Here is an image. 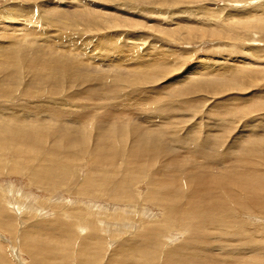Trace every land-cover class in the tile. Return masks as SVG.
Returning a JSON list of instances; mask_svg holds the SVG:
<instances>
[{
    "label": "rangeland",
    "instance_id": "1",
    "mask_svg": "<svg viewBox=\"0 0 264 264\" xmlns=\"http://www.w3.org/2000/svg\"><path fill=\"white\" fill-rule=\"evenodd\" d=\"M16 1L18 2L16 3ZM55 2L58 4V7L56 5V7H52V3ZM50 7H52L53 10ZM65 10V18L56 19L52 22H47V20H44V17L47 15L46 12L53 16L54 14L58 15V13L63 14ZM19 11L22 14L17 16L16 14L19 13ZM0 13V25L3 24V26L0 27L1 37L3 35L5 36L3 29L5 26L7 28H12V26L15 25L14 27H19L23 30L26 28H34V35L37 39L36 44V40L34 41V44H31L30 37L27 38V36H25L26 39L23 38L22 31H19L21 35L20 39H25H22L23 42L28 40L27 43H24V45L16 44L18 42L14 43L13 45L11 43L12 47H10L9 44L11 41L9 39L5 40V38L2 37L3 40H5L3 41L0 37L1 48L8 47L7 51L12 48L13 52L15 53L16 47H19L20 49H23L24 54L29 53L30 51L35 52L36 50L35 54H43L42 58H48L49 60L47 59L46 61H53L52 63L54 65L57 64V62V65L60 63L67 66L69 64L67 68H71L73 73L76 71H81V69L77 70V68H75L77 66L71 63L70 60H73L74 63L79 62L78 64L81 66L82 71L84 72L85 70L86 72L89 71L90 68L100 71L101 69L98 67L103 65L111 66L112 68H110V70L114 72L117 69L119 71L124 70L125 68H134L137 70L144 68V70H142L143 72L140 70L143 73L142 75L149 76L150 73L152 75L156 71H161L165 74H162L164 78L162 77L163 79H157L156 81L153 80V82L151 80V83H148V85L144 86V88H139L138 86L131 88V86L129 87L128 85L126 86V88L128 87L126 89L121 86L123 89L122 92L126 90L123 92L127 93L124 94L125 96L128 95V93L131 92L133 88L134 90L136 89V91L138 90L141 92L136 97H131L132 100L128 101V106H132V108L138 110V113H142V111L145 110L150 112L158 111L160 112L159 115H169L170 118L168 120L171 121L175 125V128L178 129V134L183 135L188 129H191L192 131H197V133H199L197 136H195V133L192 132L194 138L198 137L197 140H205V135L208 134L207 132H209L213 136L212 147H214L215 141L216 143L218 142L215 145L217 148L221 147V150L229 149L230 152L228 156L229 158H232L233 161L235 158L237 159L239 155H251L255 156L256 160L261 161V164H264V160H262L264 158V0H0ZM91 15H94V17L97 19L98 25L86 27V23L82 21V18L84 19V17L87 18ZM9 17H14V20L10 19L12 24L10 21H8ZM18 17H21L22 19ZM19 19H21V22ZM13 21L17 22L14 24ZM25 23H27V25ZM3 42H5V44H3ZM13 54H11V56ZM57 56L63 58V61ZM111 59H115V61H112ZM118 64L121 66H118ZM114 72L109 71L107 74H104L110 80H113L112 77ZM190 72L194 73L193 76L186 78L188 80L183 79V77ZM153 77L156 79V76ZM105 79L106 78H102V81L98 80L99 82H92L95 85L97 84L96 87H99L100 85L104 87L102 89L99 87V90L95 88H89L90 86L88 85H82L85 87V91H82L84 93L83 98L71 101L69 108H67L66 105L59 106L54 103H50L52 98L48 96V94H45L43 97H40V95L38 97L36 95H34L35 97H27V95L25 96L21 90H18L15 94L13 93L8 95V97H0V108L6 110L3 111V113L5 112V115L0 114L2 118H5L3 119V122H0V124L6 122L5 124L10 125L12 122L13 124L11 125H20L19 127L22 125L32 127L33 129H35L34 127H40L41 130H32V134L41 133L42 136H45V139L48 140V143H45L47 147H49V145L55 146L56 143V145L59 144L57 145L58 147H61V144H63L61 148H65L66 138L68 137V139H70L71 136L77 134H79L80 140H84L88 144L87 147L93 146L95 139L98 137L107 139L109 143H113V140L110 139L116 138L114 142H116L115 144L120 147L117 142V138L120 139L122 136H125L126 132H129L124 128L131 124V122L133 125H136L135 121H133V117L127 118L125 115H111L109 117V122L100 124L101 130L97 131L95 125L91 126L95 121L94 116H92L94 118H90V114L83 116L87 113H78L77 111L81 110L72 107V103H76L74 105H81L87 111H89L91 107L96 110L98 108V110H100L98 112H101L103 110V108H100L101 106H106L107 103H112L113 101L115 105H117L121 99H125L124 96H122V98L120 97L116 99V93L112 91L113 89L107 87L112 83L110 81L107 82V79ZM50 83L51 82H46L45 85L51 86ZM74 84L75 82H70L71 86ZM18 85L21 87V84ZM45 85H38V88L44 89L46 88ZM7 86L9 87V85ZM69 89L71 91L73 87H69ZM136 91L131 93H135ZM18 95L20 97H18ZM56 97V100L60 101L62 96L57 94ZM66 97L69 96L66 95ZM31 98L34 100V102L31 100ZM182 100L189 101V106L183 103ZM151 101L153 102L152 104ZM26 105L33 114L34 112L37 114L30 115V117L28 116L29 118L26 117V121H22L21 119L23 118L20 115H16L19 120H13L12 118L15 115L13 116L11 114L10 108L17 109L22 107L25 109ZM57 106L59 107V110ZM123 108L125 107H119V109ZM64 109H66V113L68 115H56L57 111ZM90 112L91 110L89 113ZM75 113L81 118L77 117ZM10 115L12 116L10 117ZM35 116L38 117L37 120L32 119ZM64 122L66 125L63 124ZM118 127H122L121 129L125 131L119 134L120 131L116 130ZM70 131L73 135L70 133ZM130 134L131 136H127V138H129L130 141H136V137L131 139L132 132ZM148 134L151 135V132ZM155 134L158 136V138L154 137L156 139H154V141H157L162 137V134L158 132H155ZM55 135L56 137L58 136V138H56ZM49 136H51V138ZM144 136L146 135L140 134L141 140L145 139ZM64 137H66L65 140ZM49 138L51 139L50 141ZM61 140L63 141L61 142ZM184 140L185 141L183 142L186 143H184V147H187L188 150L192 149L196 143L194 140L192 141L188 138H185ZM90 142H92V144H90ZM72 143L74 142L72 141ZM127 143H129V141H127ZM0 146H3L2 140ZM212 147L208 145L205 151L210 154V149ZM179 149L184 152V150L181 148ZM236 154L238 156H236ZM5 156L6 159L4 156H2L3 158L0 156V161L8 164L9 160H7V157L9 158L10 155L8 156L7 154ZM89 156L90 153L84 154V158L87 159H83L81 164L82 162L83 164H87L90 158ZM216 158V162H214L212 166L209 165L210 169H208V173H204L206 174L204 175L205 178L209 173L210 176H222L224 173L227 174L232 168H234V162L224 163V160H222V165L216 164L221 159L225 158L223 154H220ZM120 163L121 164L118 163V166H121V169L122 166L124 168V163ZM237 164V166L241 165L240 162H237ZM102 167L105 166H100L99 168ZM244 168L245 171H249L248 167L245 166ZM103 169L105 170V168ZM82 171L85 172V168L82 167ZM79 172L77 173L79 174ZM262 172H264V170L263 168H260V174H262ZM126 173L127 172H125V174ZM232 173L233 172H231V174ZM80 174L82 175V172H80ZM122 174L124 173L121 172V175ZM148 174L149 173L145 174L136 171V174H134L133 177H137V180L141 182L145 178L147 179L149 176ZM23 177L22 174L14 175L6 172L0 173V184H5L4 188L6 187L9 189L13 185L20 188V190H18V187L13 189L16 190L15 192L9 191L8 193L5 191V195H8V199H10V197L16 198L14 199L16 201V205L19 200L24 202L28 199L32 200L35 198L31 206L33 208L40 209L39 212L42 214L44 213V217L53 218L56 216V212L59 211L58 215L63 220H66L69 217V213L66 215V208H62V206H65L69 199L71 201H76V199L82 201V199L90 198L89 196H81L80 198V196L66 193L65 190L63 193V189L59 187V189L56 187L50 191L42 189L39 190L38 186L33 185L28 180H26L27 178ZM106 178L108 181L109 178ZM11 183H13L12 186H10ZM142 184L140 186H136V192L141 193L142 190L146 188V181H144ZM6 185H9V187ZM249 188L250 185H246V192ZM57 194H59V196ZM3 195L0 194V201L3 200L2 202L15 217V220L11 221L13 224V232L11 228H8V224H6L7 229L0 227V242H2V246L5 248L4 253L6 254L7 252V255L10 256L11 259L13 258L12 260L15 262V264H33L31 257L32 255L29 253L30 250L25 247L23 240H20L21 230L23 231L28 229L27 226L29 225V228H31V223L33 222L29 217H19L17 212L12 210L13 207L11 208V204L9 202L8 203L10 205L5 203L7 198ZM25 195H27L28 199ZM41 196L44 197V200ZM60 196H62V198ZM59 197L61 199H58ZM62 199L64 201H62ZM105 199L107 200H104L103 198L98 200L104 204L102 205L103 207H110V210L112 207L109 206V204L113 205L114 202L108 198ZM89 201L93 202L96 200L94 199L93 201ZM152 205H150V210H153L157 215L161 214L160 208H158L156 205H153V207ZM31 206L28 208H31ZM56 207L61 208H59L60 210H57ZM114 209L115 208L113 207V210ZM51 211H53L52 213H54V215L51 213ZM251 214L259 217L256 214ZM251 214L240 215V213H236V217H239L238 219L241 220L240 223L246 227L244 228V232L249 235L253 231L252 233L257 236L258 232H264V222L260 224L256 221H251L253 218L256 219V217L252 216ZM157 223H160L159 220L156 222V224ZM115 227V225L111 226L112 229L109 231L111 232V237H106V240H104L105 258L102 260V263L100 262L99 264L105 263V259L107 256L109 257L108 252L110 249L115 247V242H113L111 239L113 236L114 241L117 239L118 234L116 231H118V227ZM112 230L114 232H112ZM170 230L171 232L167 233L168 236L164 234L161 240L162 243H165L164 246H167L166 244L170 243L171 240L169 239L174 241L172 244H178L184 234L183 229H174L175 232L173 228ZM219 230L220 229H218L217 234L221 235V231ZM58 231L60 232L59 234L63 232L61 229ZM230 231L231 230H229L230 234H227L228 236L225 238L226 244L228 243L229 239H234L237 241L242 238H246V234L243 235L242 232L238 234L236 232ZM76 232L78 233L77 230ZM54 233L58 234L57 230ZM100 233L103 234V230H101ZM179 233L182 235H179ZM240 235L243 236L240 237ZM175 237L177 241L174 240ZM261 238L264 240V234L261 235ZM263 243L264 241L257 240V243L252 244V246L256 244L258 246H264ZM204 245V242H202L200 246H198L199 248L196 246V249H193V251H190L189 249L185 251V255L193 256L195 254V258L196 256L199 258L194 259L191 261L192 263L189 262V264H254L256 255H258V252L261 253L258 250V246L252 247L253 250H251L250 245L249 248L246 247L247 249H236V251L232 253L231 249L224 250L225 245L221 239L220 242L214 239V244H208L207 249L203 248ZM211 247L213 249H210ZM237 252L241 253L242 255L237 256ZM260 256H262L263 259L260 260L261 262L258 261V263L262 264L264 260V253H261ZM161 261L162 260H156V264H161Z\"/></svg>",
    "mask_w": 264,
    "mask_h": 264
},
{
    "label": "bare ground",
    "instance_id": "2",
    "mask_svg": "<svg viewBox=\"0 0 264 264\" xmlns=\"http://www.w3.org/2000/svg\"><path fill=\"white\" fill-rule=\"evenodd\" d=\"M17 2L18 1H16V3ZM55 5L57 6L58 4H56V2L52 3V7ZM52 7L50 8L53 10ZM21 14L22 13L19 11V13L16 15L19 16ZM46 14L47 15L44 17V20H47V22H52L56 19L65 18L66 16L64 14H66V10L63 12V14H54V18L49 13L46 12ZM8 19V21H10L12 24L11 20H14V17H9ZM21 19H19L20 22ZM17 21H13L14 24ZM82 21L86 23V27L98 25V21L94 15H91L87 18L84 17V19L82 18ZM27 23L25 24L27 25ZM1 26H3V24L0 25V27ZM14 26H12V28H7L6 26L3 28L5 36L3 35L2 37L5 38V40L9 39L11 41H9L10 44L8 43L10 47H12L11 43L12 45L16 42H18L16 44L23 45L24 43H27L28 40L25 42L22 41L23 38L26 39L25 36H27V38L30 37L31 44H34V41L36 40V44L37 39L34 35V28H26L23 30L22 28ZM19 31H22V39H20L21 35ZM3 44H5V42H3ZM2 48L0 45V97H8V95L13 93L15 94L18 90H21L25 96L27 95V97H35L34 95L37 97L39 95L40 97H43L45 94H48V96L52 98V100L49 99L50 103H54L59 106L66 105L67 108H69L71 101L83 98L84 93L82 91H85V87H83L84 85H88L90 86L89 88H95L99 90V87H101V89L104 87L101 85L96 87L97 84L95 85L92 82L106 78L107 80H105L107 82L110 81L112 83L107 87L113 89L112 91L116 93V99L120 97L122 98V96H124L125 99H121L117 105H115L113 101L112 103H107L106 106L104 105L105 107L101 106L100 108H103L101 112H98L100 111L98 108L96 110L90 107L91 112L89 113L90 110L87 111L81 105H77V107L74 105L76 103H72V107L81 110L77 111L78 113H87L83 116L90 114V118L95 117V123L93 122L91 126L95 125L97 131L101 130L100 124L109 122V117L111 115H125L127 118L133 117L135 119H133V121L136 123V125H133L131 122V124L124 128L126 131H129V134L126 132L125 136L121 135L122 138H117V142L120 147L115 144L116 142H114L116 138L110 139L113 140V143H109L107 139H102L100 137L95 139L93 146L87 147L88 144L84 140H80V136L77 134L71 137L69 136L70 139H68V137H64V140L66 138L65 148H61L63 144H61V147H58L57 145L59 144L56 145L55 141V146L49 145V147H47L45 143H48V140L45 139V136H42L41 133L32 134V130H41L40 127H34L35 129L25 125L19 127L20 125H11L13 124L12 122L10 125L5 124L6 122L0 124V143L2 140L3 144V146H0V156H4L5 158V155H10L9 158L7 157V160H9L8 164L0 161V173L6 172L14 175L22 174V177L24 175V177L27 178L26 180H28L33 185L38 186L39 190L42 189L50 191L56 187H59L63 189V193L65 190L66 193L80 196V198L81 196H89L92 198L82 199V201L77 199L76 201H71L69 199L70 201L68 200L66 205L62 206V208H66V215L69 213V217L67 216L68 219L65 218L66 220H63L58 215L59 211L56 212V216L53 218H48L43 216L44 213L42 214L39 212L40 209L33 208L31 206L35 198L32 200L28 199L27 194L25 196L28 200L24 202L19 200L16 205V201L14 200L16 198L10 197V199H8V195H5V191L8 193L9 191L15 192L16 190L13 189H16L18 186H12L13 183H11L10 186L12 187L8 189L6 187L4 188L5 184H0V194H4L3 196L7 198L5 203L8 205L11 204V208L13 207L12 210H15L19 217H29L33 222L31 223V228H29L30 225L28 224V229H25L26 227L23 228L25 230H21L20 234V240H23L25 247L30 250L29 253L32 255L31 257L33 264L102 263V260L105 258L104 240H106V237H111V232L109 231L112 229L111 226L113 225L118 227V231H116L118 236L115 241L113 240L114 236L111 238L112 241L115 242V247L110 249L108 252L109 257L107 256L104 264H156V260H162L161 264H189V262L198 257L196 256L195 258V254L193 256L185 255V251L187 249L193 251V249H196V246H200L202 242L205 244L203 248L207 249L208 244H214V239L218 240L219 242L221 239L225 245L224 250L231 249V252L234 253L236 249H247L246 247L249 248V245L250 249L253 250L252 247L258 245L256 244L252 246V244L257 243V240L264 241L261 238V235H263L264 232H258V235L256 234L257 236H255L252 231L248 235L246 232H244V228L246 227L240 223L241 220L238 219L239 217H236V213H240V215H249L253 213L259 217L251 214L252 216L256 217V219L253 218L251 221H256L260 224L264 222V172L260 174V168H263L264 170V164H261V161L256 160L255 156L251 155H239V157L237 159L235 158L236 160L234 159L233 161V159L229 158L228 156L230 152L229 149H222V151L221 147L217 148V146H215L218 143L215 141L214 147H212L213 136L209 132H207L208 134L205 135V140H197L198 137L194 138L192 132L195 133V136H197L199 133H197V131H192L191 129H188L185 132L188 136L185 133L183 135L178 134V129L175 128V125L168 120L170 118L169 115H159L160 112L158 111L150 112L145 110L142 111V113H138V110L132 108V106H128V101L132 100L131 97H136L141 92L138 90L136 91V89L134 90L133 88L131 92H136H129L128 95L125 96L124 94L126 92H123L126 90L122 92L123 89L121 86L124 88H126L128 85L129 87L131 86V88L134 86L144 88V86H147L148 83H151V80L153 82V80L156 81L157 79H163V72L156 71L153 73L152 75L156 76V79H154L151 73L150 76L142 75V70H144V68L140 69L142 72L134 68H125L124 70L119 71L117 69L114 72L110 70V68H112L111 66L103 65L98 67L101 69L100 71L90 68V70L87 69L90 72H86V70L84 72L82 71L81 66L78 64L79 62L74 63L73 60H70L71 63L77 66L75 67L77 70L81 69V71H76L73 73L71 68H67L69 64L67 66L60 63L57 65L58 62L56 59L57 64L54 65L52 63L53 61H46L48 58H42L43 54H35L36 50L35 52L30 51L29 53L24 54L23 49H20L19 47H16L15 53L13 52L12 48L9 51H7L8 47ZM11 54L13 55L11 56ZM58 58L61 57L59 56ZM62 59L63 58H61V60ZM111 60L115 61V59ZM118 66L121 65L118 64ZM109 71L114 72L112 77L113 80H110L104 74H107ZM193 74V72L187 73L183 79L188 80L186 78L193 76ZM71 81L75 82L73 86L70 85ZM46 82H51V86L45 85ZM18 84H21V87ZM7 85H9V87ZM38 85H45V90L38 88ZM69 87H73V89L70 91ZM55 94L62 96L60 101L56 100L57 97ZM66 95L69 97H66ZM18 97L20 96L18 95ZM53 100H56L57 102ZM32 101L34 102V100ZM152 103L153 102L151 101V104ZM183 103L189 106V101H183ZM120 106L125 108L119 109ZM10 109L13 116H22V121H26V117H30V115L37 114L35 112L33 114L31 110L27 108V105L25 109L22 107ZM3 111L6 110L0 108V114L5 115V112L3 113ZM66 114V109H64L57 111L56 115L61 116ZM107 114L110 115L108 116ZM12 115H10V117ZM15 116L12 119L15 121L19 120L17 116ZM76 116L81 118L78 116V114H76ZM3 119L5 118L1 117L0 122H3ZM32 119L37 120L38 117L35 116ZM63 124L66 125L65 122ZM121 128L122 127H118L116 129L120 131L119 134L125 131ZM131 132V139L136 137V141H130V139L127 138V136H131ZM150 132L151 135L148 134ZM155 132L162 134V137L157 141H154L156 137L158 138ZM140 134L146 135L144 136L145 139L141 140ZM49 137L51 138V136ZM50 138L49 141L51 140ZM56 138H58V136ZM185 138H188L192 141L194 140L196 142L192 149L188 150L187 147H184L185 142L183 141H185ZM62 141L63 140H61V142ZM72 141L74 143H72ZM127 141H129V143H127ZM92 142H90V144H92ZM208 145L212 147L210 149V154L205 151ZM179 148L184 150V152H182ZM86 153H90L88 163L86 162L87 164H83L82 162L81 164L83 159H87L84 158V154ZM220 154H223L225 158L221 159L216 164L222 165L223 162H234V168H232L227 174L224 173L222 176H210L209 173L205 178L204 175L206 174L204 173H208V169H210V166L216 162L215 159H217L216 157H218ZM236 156L238 155L236 154ZM222 160L224 161L222 162ZM262 160H264V158ZM120 162L124 163V168L122 166V169L121 166H118V163L121 164ZM237 162H240L241 165L237 166ZM100 166L105 167L99 168ZM245 166L249 168H246L249 171L244 170ZM82 167L85 168V172L82 171ZM103 168H105V170ZM79 171L82 172V175ZM136 171L145 174L149 173V178L147 177V179L145 178L140 182L137 180V177H133L134 174H136ZM77 172H79V174ZM121 172L124 174L121 175ZM125 172L128 174H125ZM231 172L233 173L231 174ZM106 177L109 178L108 181ZM144 181H146V188L143 189L141 193L136 192V186H140L142 183H144ZM248 184L250 185V188L246 192V185ZM7 187H9V185ZM18 190H20L19 187ZM57 195L59 196V194ZM35 196L38 197L37 195ZM60 197L62 198V196ZM60 197L58 199H61ZM42 198L44 200V197ZM101 198L104 200H107L105 198H108L115 203H113V205L109 204V206L112 207V210H109L110 207L106 208L102 206L104 204L99 201ZM94 199L96 201H93ZM89 200H92L94 203L90 202ZM2 201H0V227L7 229L6 224H8V228H11L13 232V224L11 221L15 220V217L10 213V211L7 209V206ZM62 201L64 200L62 199ZM152 204L160 208L161 214L157 215L153 210H150V205ZM30 206L31 208H28ZM113 207L115 208L114 210ZM56 208L57 210H60L59 208L61 207ZM52 212L53 211H51V213ZM52 214L54 215V213ZM49 215L52 216L51 214ZM158 220L160 223L156 224ZM171 228H173V230L178 228L183 229L184 234L178 244H172L174 241L169 239L171 240L170 243L166 244L167 246H164L165 243H162L161 240L164 234L167 235L168 232H171ZM59 229H61V231L63 230L61 234H59ZM218 229H220L219 231H221V235L217 234ZM56 230L58 234L54 233ZM101 230H103V234L100 233ZM229 230H231L230 232H236L238 234L242 232L243 235L246 234V238H242L237 241L234 239H229L227 245L225 243V238L228 236L227 234H230ZM112 232L114 231L112 230ZM179 235L182 234L179 233ZM243 235H240V237ZM174 240H176V237ZM210 249L213 248L211 247ZM258 250L261 253H264V246H258ZM4 251L5 248L2 246V242H0V264H15V262L12 260L13 258L11 259V257L7 255V252L5 254ZM261 253L258 252V255H256V260H254L255 263L253 262L254 264H259L258 261L263 259V257L260 256ZM239 255L242 254L238 253L237 256ZM262 264H264V260Z\"/></svg>",
    "mask_w": 264,
    "mask_h": 264
}]
</instances>
